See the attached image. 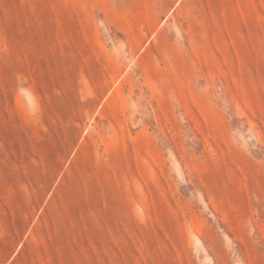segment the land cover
I'll return each mask as SVG.
<instances>
[{
	"label": "rangeland",
	"instance_id": "374dc122",
	"mask_svg": "<svg viewBox=\"0 0 264 264\" xmlns=\"http://www.w3.org/2000/svg\"><path fill=\"white\" fill-rule=\"evenodd\" d=\"M0 264H264V0H0Z\"/></svg>",
	"mask_w": 264,
	"mask_h": 264
}]
</instances>
